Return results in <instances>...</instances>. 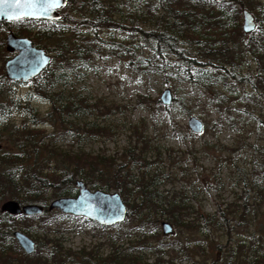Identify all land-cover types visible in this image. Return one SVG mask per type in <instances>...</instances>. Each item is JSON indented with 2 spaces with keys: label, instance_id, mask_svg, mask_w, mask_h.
<instances>
[{
  "label": "rangeland",
  "instance_id": "obj_1",
  "mask_svg": "<svg viewBox=\"0 0 264 264\" xmlns=\"http://www.w3.org/2000/svg\"><path fill=\"white\" fill-rule=\"evenodd\" d=\"M109 1L118 3L125 13L128 6L138 4L135 0ZM67 2L58 11L70 9L71 16L79 18L76 9L80 2L72 5ZM253 3L257 11L264 6V0H253ZM69 26L66 24L74 40L115 39L128 42L130 46L126 33L118 34L111 27L80 24L72 29ZM32 28L34 26L22 23L18 30L12 21H0V75L3 77L4 62L14 53L5 49L6 34ZM28 38L33 41L32 37ZM97 52L73 59L65 84L56 89L62 91L65 101L75 100L80 104L72 105L74 108L63 115L64 122L54 114L47 117L50 103L32 92L33 79L7 83L0 76V104H18L4 113L0 111V149L16 151L7 133L23 125L45 129L36 140L48 143L56 149V155L82 151L110 157L119 163L126 161L124 148L135 147L146 162H151L146 170H157L160 174L157 190L165 206L170 202L179 205L182 223L172 225L171 233L162 234L160 223L167 220L165 216L155 215L156 225L151 223L140 228L137 222L127 219L105 226L84 216L62 213L58 209L46 210L32 220L15 219L18 227L30 226L29 235L35 242L33 256L40 255L48 264L52 262V253L70 255L71 264H100L113 247H122L126 253L133 252L150 262L155 257L153 250L139 248L138 242L153 236L149 242L152 247L158 246L160 241L155 236L158 233L166 237L161 246L166 251L162 264L203 261L220 264L231 250L234 264L246 263L247 259L260 255L264 250V120L257 102L249 101L246 106L243 94L255 90L248 86L242 89L229 80L216 86L214 96L212 91L186 81L165 83L158 74L138 73L118 52L105 49ZM253 70L254 61L247 56L241 71L246 74ZM165 88L171 90V102L174 97L177 99L172 105L170 102L169 114L160 110L166 106L159 99ZM27 103L35 108V116L26 108ZM191 116L202 121L201 132L189 129L187 121ZM11 137L16 139L14 134ZM143 140H151V143L144 144ZM127 168L135 175L145 170L140 163H129ZM76 193L77 189L68 196ZM52 194L51 190L47 191V205L56 198ZM4 200L6 198L0 204ZM200 212L212 216V221L204 225ZM11 258L12 264H17L20 256L14 252Z\"/></svg>",
  "mask_w": 264,
  "mask_h": 264
},
{
  "label": "trees",
  "instance_id": "obj_2",
  "mask_svg": "<svg viewBox=\"0 0 264 264\" xmlns=\"http://www.w3.org/2000/svg\"><path fill=\"white\" fill-rule=\"evenodd\" d=\"M76 1L80 2L76 9L79 18L71 16L68 9L57 20L21 18L12 21L18 30L22 23L34 26L32 30L19 32L16 29L13 33L32 37L35 45L53 52L47 66L32 78L31 87L34 94L50 103L47 117L54 114L60 122H64L63 115L74 108L72 105H80L75 100H71V103L65 101L62 91L56 90L59 85L65 84L67 69L73 59L85 58L99 49H105L118 52V55L127 59L129 67L138 73L158 74L165 83L186 81L212 91L214 96L216 86L226 84L229 80L242 89L248 86L255 91H244L245 104L248 106L249 101L257 102L264 120V6L261 5V10L257 11L253 0H135L138 4L128 6L125 13L120 10L118 3L109 0H68L67 3L72 5ZM242 7L254 13L251 14L256 20L255 28L250 32L242 29ZM66 24L72 29L80 24L114 28L118 34L126 33L130 46L128 42L115 39H92L88 42L74 40ZM93 29L96 31L95 27ZM48 41L53 44L48 46ZM247 56L252 57L254 70L243 74L241 69ZM0 76L7 83L16 82L2 74ZM176 100L174 97L173 102ZM156 102L159 105L158 99ZM17 105L1 103L0 111L4 113ZM171 105L159 107L164 114H169ZM26 108L35 116L34 107L27 103ZM44 132L45 129L25 125L14 127L8 131L7 138L13 141L16 151L0 149V201L6 198L19 203H43V212L38 215H11L0 211V264H12L11 254L14 252L20 256L17 264H48L40 255L38 258L33 256L35 250L27 254L16 243L12 232L19 229L29 235L30 226L18 227L15 219L28 221L43 215L48 206L47 191L53 192L52 197L73 195L76 179L83 180L91 189L118 192L126 204L124 220L137 222L140 228L151 223L156 225L155 215L165 216L173 226L181 225L179 205L170 202L165 206L164 198L157 190L160 174L157 170H146L151 162H146L137 148H124L126 161L119 163L110 157L82 151L59 152L56 155V149L42 139L36 140ZM13 134L15 140L11 137ZM143 143L149 145L151 140H143ZM129 163H140L145 170L138 175L130 173L127 168ZM200 214L204 225L213 219L207 214ZM155 236L160 241L158 246H151L149 238L153 236L144 237L138 242L139 248L153 250L155 257L152 261L133 252L126 253V249L120 246L113 247L100 264H162V256L166 251L161 246L166 237L159 233ZM233 253L231 250L220 264H234ZM69 256L52 253L50 264H71ZM199 264L208 263L203 261ZM242 264H264V250L256 258L247 259Z\"/></svg>",
  "mask_w": 264,
  "mask_h": 264
},
{
  "label": "water",
  "instance_id": "obj_3",
  "mask_svg": "<svg viewBox=\"0 0 264 264\" xmlns=\"http://www.w3.org/2000/svg\"><path fill=\"white\" fill-rule=\"evenodd\" d=\"M66 2L67 0H0V21L19 18L57 19L60 17L58 9ZM254 28L253 15L247 9H243V31L250 32ZM5 49L15 52L4 62L5 77L10 80H29L36 76L50 60V54L44 48L34 45L28 37L17 36L12 31L5 36ZM159 99L164 105L170 104L171 90L165 88ZM187 124L195 133L203 129L202 121L195 116L189 117ZM74 185L77 188L76 195L56 197L50 201L47 209H58L62 213L84 216L105 226L121 222L125 218L126 204L118 192L90 189L81 179H76ZM0 211L11 215L32 216L42 213L43 206L35 202L19 203L15 199H6L0 204ZM161 231L163 234L171 233V223L166 220L161 221ZM12 235L25 253L34 251L35 242L25 232L16 229Z\"/></svg>",
  "mask_w": 264,
  "mask_h": 264
},
{
  "label": "flooded vegetation",
  "instance_id": "obj_4",
  "mask_svg": "<svg viewBox=\"0 0 264 264\" xmlns=\"http://www.w3.org/2000/svg\"><path fill=\"white\" fill-rule=\"evenodd\" d=\"M6 22H11V21H6ZM15 53V52H14Z\"/></svg>",
  "mask_w": 264,
  "mask_h": 264
}]
</instances>
